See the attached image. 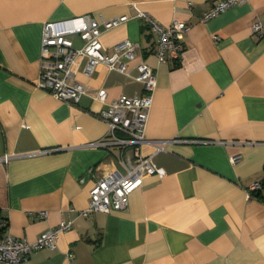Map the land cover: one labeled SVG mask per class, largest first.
Segmentation results:
<instances>
[{"label": "crops", "instance_id": "0c3cea01", "mask_svg": "<svg viewBox=\"0 0 264 264\" xmlns=\"http://www.w3.org/2000/svg\"><path fill=\"white\" fill-rule=\"evenodd\" d=\"M214 1L0 0V155L18 154L0 165V236L34 240L72 219L55 248L31 251L26 264H264V201L248 193L264 177V0L204 20ZM142 12L189 24L178 59L157 60ZM79 15H126L101 33L102 51L125 38L138 47L121 59L124 71L100 63L88 77L74 65L86 93L71 103L37 86L40 40L45 22ZM140 61L156 73L146 137L181 140L153 154L157 171L124 209L79 216L113 159L85 143L106 133L107 103L144 92ZM100 89L104 101L94 97Z\"/></svg>", "mask_w": 264, "mask_h": 264}, {"label": "built area", "instance_id": "2783aa9c", "mask_svg": "<svg viewBox=\"0 0 264 264\" xmlns=\"http://www.w3.org/2000/svg\"><path fill=\"white\" fill-rule=\"evenodd\" d=\"M247 0H215L205 11L203 19L207 20L223 12L230 6ZM146 24L156 33L154 54L159 62L178 59L182 53L181 36L189 29V24L183 20H173L163 25L146 13H140ZM127 19L126 15L112 18L96 19L90 15H79L66 19L47 21L43 25L40 40V67L37 86L45 89L54 97L77 103L86 93L83 83L75 79L74 65H80L81 72L90 77L100 63L109 68L124 71L121 60L133 59L137 43L130 39H122L114 44V51L107 54L102 51L100 35L104 30L113 28ZM253 30L260 34V22L252 24ZM78 35L82 40L80 47H75L71 39ZM137 80L143 84L144 92L140 95H120L107 103L100 115L107 123L106 133L97 140L85 143L88 147L106 149L113 157L112 165L98 176L89 189L87 205L78 210L79 216H88L91 212L107 213L111 210L124 209L129 195L139 188L146 176L157 171L153 163V154L165 150L168 142L181 139H150L145 130L156 88V73L152 66L140 61L137 63ZM104 101L106 93L100 89L94 95ZM149 144L153 147L151 153L145 154L142 147ZM17 153L0 155V165L8 163ZM238 155H232L234 162ZM261 187L259 181L253 182L248 193ZM45 212L42 213L44 217ZM72 219H62L53 228L40 233L34 240L19 237L7 232L0 236V264H26L31 251L39 248L53 249L56 247L59 235L71 228ZM72 254H70L71 256Z\"/></svg>", "mask_w": 264, "mask_h": 264}, {"label": "trees", "instance_id": "16d2710c", "mask_svg": "<svg viewBox=\"0 0 264 264\" xmlns=\"http://www.w3.org/2000/svg\"><path fill=\"white\" fill-rule=\"evenodd\" d=\"M261 184V187L258 189H255L253 191H251L250 195L260 201H264V177H262V179L259 181ZM6 227V225H4L3 227H1V231L4 230V228Z\"/></svg>", "mask_w": 264, "mask_h": 264}]
</instances>
